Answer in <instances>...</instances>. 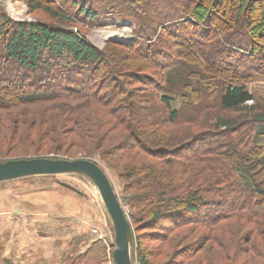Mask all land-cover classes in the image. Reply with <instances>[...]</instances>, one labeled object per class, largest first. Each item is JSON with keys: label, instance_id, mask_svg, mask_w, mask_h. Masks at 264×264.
Wrapping results in <instances>:
<instances>
[{"label": "trees", "instance_id": "1", "mask_svg": "<svg viewBox=\"0 0 264 264\" xmlns=\"http://www.w3.org/2000/svg\"><path fill=\"white\" fill-rule=\"evenodd\" d=\"M117 1L70 0V6L78 8L73 16L79 22L97 25L106 4ZM122 1L139 25L134 43L109 42L102 51L70 30L68 24L76 22L51 0L27 3L29 14L40 13L47 22H11L0 6L1 58L24 70L25 78L64 64L52 80H66L63 87L41 91L42 80L0 78V145L16 144L15 137L23 140L19 150L25 155L75 147L86 158L98 156L123 184L139 264H154L158 255L160 264H264V144L257 142L264 137L257 126H264V107L259 112L246 105L254 101L248 85L264 77V0H231V9L219 14L225 0L208 6V0H187L178 18L180 0ZM143 6H149L156 28L142 16ZM167 35L174 41L164 42ZM210 37L219 38L215 54L223 66L208 62ZM243 66L256 71L234 72ZM33 86L39 91L16 92ZM146 91L157 107L140 96ZM25 118L35 127L24 135L19 129ZM100 130L125 138L118 151L158 163L121 172L100 152ZM63 132L69 141L61 142ZM189 226L206 229L208 238L189 245ZM148 240L158 243L155 250H145ZM233 242L247 246L240 252ZM79 262L102 264L103 258L89 250Z\"/></svg>", "mask_w": 264, "mask_h": 264}, {"label": "rangeland", "instance_id": "2", "mask_svg": "<svg viewBox=\"0 0 264 264\" xmlns=\"http://www.w3.org/2000/svg\"><path fill=\"white\" fill-rule=\"evenodd\" d=\"M51 1L62 8L65 15L73 18L76 22L73 25L68 24L67 27H70V30L79 34V36H82V38H84L98 51H102L105 45L109 42L118 43L128 47L133 45L136 37L135 32L139 29V25L132 17V12L128 6L124 5L122 0H118L115 5L112 3L106 4L105 18L101 15L102 19L98 22L99 25L98 23L95 25L84 21L79 22V20L73 16L77 15L76 11L78 8L72 10L70 0ZM78 1L82 4L86 0ZM229 1L231 0H225L224 3H221L216 8L218 14L221 11L228 12V10L231 9L232 6L229 4ZM212 2L213 0H208L205 5L208 6ZM27 3L28 0H0L1 12H3L11 22H47L46 17L40 13L29 14ZM180 3L179 7H182V12L179 13V15H175L176 18L186 13L183 8L185 7L187 0H180ZM94 7L100 11L102 5ZM148 7L149 6L142 7V11L147 12L145 15L142 14V16L149 22L155 23L150 24L156 28V22H154V19L152 18L153 14H151L152 12L148 9ZM169 20L171 19H165L164 22L169 23ZM183 20L189 21V18L186 17V19L184 18ZM168 27L170 28V26ZM181 28H183V25ZM125 30L127 31L125 32ZM109 33L116 35L122 34L126 39L122 40L114 36L107 37L106 35ZM161 34L166 35V32H162ZM180 34L185 36L186 33L181 32ZM218 39V37L216 39L214 37H210L207 41V45H209L208 48H206L209 53L208 62L214 64L215 66H223L224 64L218 59L221 54H215L218 46ZM163 41L172 42L174 39L170 35H167ZM2 42L3 41L0 42V48L2 46ZM236 48L238 47H235V49ZM169 49L170 48L167 50ZM242 49L244 52L248 53V47L244 46L243 48L241 45V50ZM171 51L174 52L173 49ZM0 55H2V52H0ZM223 55L227 54L224 53ZM42 56L46 60L49 59L50 62H52L53 59L55 60L54 56L50 57L48 54H43ZM229 57L230 55L228 54V58ZM230 59L234 62V59L236 58L231 57ZM2 61H4V59L1 58L0 78H10L14 82H19V77L25 78L23 76L26 75L24 70H20L11 62ZM1 62L3 66H1ZM241 63L245 64L243 60ZM63 65L64 64L61 63L59 65L57 64L58 70L51 73L46 67L43 68V71H38L35 74L27 72L28 76H26L24 81L25 83L30 84L38 80H42L41 82L46 85L41 89V91H48L53 87V85L58 83H60L63 87L64 82H66V80H64L65 78L63 81L60 80L59 82L52 80V77L59 75V69ZM87 70L89 71L90 69L87 68ZM237 71H242V73L247 74L254 73L256 70L247 71L246 67L243 66L240 70L238 69L234 72L236 73ZM62 74L65 75L66 73L63 72ZM248 88L254 97L253 103L248 105V107L254 106L257 107L259 112L263 111L264 77L255 78V80L248 85ZM138 89L141 93H143L142 91H145V88L140 87ZM38 91L39 89H37L36 86H33L23 87L16 92L21 94ZM147 93L148 91H146L145 94L139 95L149 101L147 102L150 103L148 107H157L153 104L151 95ZM260 108L263 109L260 110ZM224 115L227 118L234 116L231 114ZM152 117L155 118V115L152 114ZM31 122V118H25V121L22 122L25 124V127L19 129V133H32L35 125L31 126ZM257 126L259 127H257L258 130L261 129V127L264 128V126H259V124H257ZM105 132L107 131L100 130L98 132L99 138H102L101 145L99 146L100 152H103L107 161L116 165L121 172L124 173L126 170H130L131 167H136L139 171V168L141 169L148 166L151 167V164L158 163L151 160V158L145 154L138 152H122V150L118 151L120 147L117 145L124 141L125 138L120 140V138H115L114 134L112 135ZM64 133L65 132H63L61 142L65 140L69 141L71 139L69 133L67 135ZM203 133V135H207L205 130ZM13 140L16 144H12V142L7 141L0 145V162L12 159H28L38 157L70 160L82 158L95 162L107 175L117 199L124 210L126 218L130 223V210L125 202L126 196L123 193V184L120 183L117 174L112 169L108 168L98 156H95L92 159L86 158L85 154L81 153L80 149L75 147L61 149L56 155L52 153L43 155L39 153V151L37 153L39 155H25L19 150V145H25L23 144V140L20 139V141H18L15 137ZM104 141L106 142L105 144ZM257 142L264 144V137L262 136L258 138ZM14 150L18 152L14 154ZM65 152L69 153L68 157L64 156L66 154ZM19 153H21V155ZM71 155L75 156L71 157ZM127 197H129V195H127ZM194 228V226H189L187 228V231L190 232L189 241L191 243L189 245L199 242L197 239H200L201 236L208 238V232L206 229ZM139 233L142 235L143 232L141 231ZM208 244L209 243H207V245ZM233 244V249L235 250V248L238 247L237 251L240 252L243 251V247L247 246L246 243L241 242L238 243V246H236L237 244L234 242ZM143 245L146 251H153L157 248L158 243L148 240ZM113 249L114 235L111 221L103 207L96 188L85 176L81 174L36 176L0 183V264H71L73 260L76 264H78L89 250H93L94 252L100 254L101 258H103L102 264H114L111 259ZM240 256L242 257V253H240ZM153 260L154 264H160L164 259L162 256L158 255ZM132 261L133 264H139L137 261L136 241L133 235V228Z\"/></svg>", "mask_w": 264, "mask_h": 264}, {"label": "water", "instance_id": "3", "mask_svg": "<svg viewBox=\"0 0 264 264\" xmlns=\"http://www.w3.org/2000/svg\"><path fill=\"white\" fill-rule=\"evenodd\" d=\"M81 174L96 188L111 221L114 235L112 261L114 264H133L132 228L117 199L112 185L95 162L88 159L28 158L0 162V183L36 176Z\"/></svg>", "mask_w": 264, "mask_h": 264}, {"label": "bare ground", "instance_id": "4", "mask_svg": "<svg viewBox=\"0 0 264 264\" xmlns=\"http://www.w3.org/2000/svg\"><path fill=\"white\" fill-rule=\"evenodd\" d=\"M22 13H23V11H22ZM126 31H127V30H125V32H126ZM125 32H124V33H125ZM106 36H107V37H110V36L113 37V36H114V37L119 38V39H122V40H125V39H126L122 34L116 35V34H113V33H111V34L109 33V34H107Z\"/></svg>", "mask_w": 264, "mask_h": 264}, {"label": "built area", "instance_id": "5", "mask_svg": "<svg viewBox=\"0 0 264 264\" xmlns=\"http://www.w3.org/2000/svg\"><path fill=\"white\" fill-rule=\"evenodd\" d=\"M253 103V101H248L246 102V105H251Z\"/></svg>", "mask_w": 264, "mask_h": 264}]
</instances>
